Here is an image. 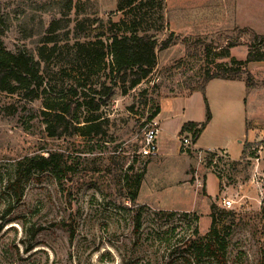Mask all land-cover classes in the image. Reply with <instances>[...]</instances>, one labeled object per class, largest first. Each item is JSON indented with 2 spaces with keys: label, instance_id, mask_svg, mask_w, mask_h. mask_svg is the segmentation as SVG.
I'll use <instances>...</instances> for the list:
<instances>
[{
  "label": "rangeland",
  "instance_id": "obj_1",
  "mask_svg": "<svg viewBox=\"0 0 264 264\" xmlns=\"http://www.w3.org/2000/svg\"><path fill=\"white\" fill-rule=\"evenodd\" d=\"M1 1L15 22L4 37L7 49L37 52L43 27L60 8L46 12L33 9L39 0ZM74 1H81L80 18H126L118 0ZM245 28L264 32V0H167L157 39L175 34L176 44L158 49L150 79L117 96L105 140L52 138L44 100L0 92V264H264V150L257 177L249 159L264 138V62L251 65L255 91L245 81L210 85L213 120L197 140L198 151L182 150L183 136L190 135L180 127L184 119H207L201 92L178 97L207 73L247 57ZM233 43L232 56L224 57ZM164 103L159 155L144 157L149 116ZM208 149L241 156L217 166L219 174ZM51 153L60 155L48 170L27 161ZM223 196L236 201L233 214L224 212ZM213 202L221 215L217 229L228 243L217 256L204 249L217 239L208 236Z\"/></svg>",
  "mask_w": 264,
  "mask_h": 264
},
{
  "label": "trees",
  "instance_id": "obj_2",
  "mask_svg": "<svg viewBox=\"0 0 264 264\" xmlns=\"http://www.w3.org/2000/svg\"><path fill=\"white\" fill-rule=\"evenodd\" d=\"M39 1L34 3L33 9L47 12L56 7L60 10L53 14L46 29L43 27L36 52L19 46L15 50L7 49L4 37L15 22L10 12L4 11V3L0 0V92L20 94L27 100H44L42 116L46 132L52 138L82 135L105 140L111 121L109 110L117 96L130 94L150 79L158 64V49L165 50L176 44L175 34L161 42L157 39V34L164 30L167 0H118V11L126 15L120 22L85 15L80 18L81 1ZM73 10L79 14L76 20L71 16L63 18ZM59 14L63 17L57 16ZM243 32H247L251 40L246 59L233 58L232 64L207 73L187 96L201 92L208 106L207 87L214 79L245 81L249 89L256 87L248 65L264 61V35L248 28ZM236 46L238 43L228 44L224 57L230 58L231 49ZM160 111V106H157L149 116V122ZM211 118L208 106L207 119L186 122L182 134H191L197 142ZM59 155H38L29 157L27 161L30 166L48 170L55 166ZM213 156L214 153L209 152V158ZM138 183H141L140 179ZM21 196L19 192V199ZM137 197L138 190L131 192L134 204ZM211 205L212 226L208 236L216 235L217 239L207 242L204 249L211 256H217L226 251L228 243L217 229L221 215L216 212L215 203Z\"/></svg>",
  "mask_w": 264,
  "mask_h": 264
},
{
  "label": "built area",
  "instance_id": "obj_3",
  "mask_svg": "<svg viewBox=\"0 0 264 264\" xmlns=\"http://www.w3.org/2000/svg\"><path fill=\"white\" fill-rule=\"evenodd\" d=\"M53 1H61V0H53ZM161 131L160 123L157 120H152L145 132H144V138H143V146L141 147L140 154L144 157H150L158 154L159 146H158V136ZM190 136H183L182 139V150L187 152L193 149L194 146V140L192 138V135ZM259 146L257 148L253 147V150L257 151L255 156H252L249 158L253 164H254V177H257L260 170V161L262 159V153L264 150V138L260 140ZM215 155L211 158V163L218 170L217 173H221V169H217V166H220V164L223 165H229V159L230 157L228 154L224 151H217L213 152ZM236 201L228 196H223L221 199V205L223 208L231 210L235 208Z\"/></svg>",
  "mask_w": 264,
  "mask_h": 264
},
{
  "label": "crops",
  "instance_id": "obj_4",
  "mask_svg": "<svg viewBox=\"0 0 264 264\" xmlns=\"http://www.w3.org/2000/svg\"><path fill=\"white\" fill-rule=\"evenodd\" d=\"M252 30H254L255 32H257L258 34H263V33H264V32H260V31H258V30H255L254 28H253ZM263 35H264V34H263ZM245 59H246V58H245ZM260 62H264V61H260ZM253 63H256V62H251V63H249V65H248V69H249V70H251V65H252ZM251 71H252V73L254 74V71H253V70H251ZM216 80H222V81H227V82H231V83H234V82H240V81H231V80H224V79H214V80H212V81L208 84L207 92H206L207 96H208V91H209V87H210V85H211L214 81H216ZM256 89H257V87L253 88L252 90L255 91ZM250 92H251V91H250ZM196 93H198V92H195V93L192 94L191 96L178 97V98H183V99L187 100V99H189L190 97L194 96ZM178 98H176V99H178ZM167 103L172 105V102H167ZM164 105H165V103L162 105V107H161V111H160V113H159V115H158V117H157V120L159 121L160 125L162 124V116H163V113H164V107H165ZM184 114H185V112H184ZM212 120H213V119H212ZM212 120H211V122L209 123L207 129H209V127L211 126ZM189 121H192V122H203L204 119H189V120H188V119H184V121L180 123V127H181V126L183 127V125H184L186 122H189ZM161 129H162V127H161ZM207 129H206V130H207ZM206 130H205V131H206ZM250 133H251V136H252L253 133H254V131L251 130ZM241 142L243 143V141H241ZM197 144H198V141H197V142H194V146H193V150H194V151H198V150H197ZM161 145H162V142H161V144H160V148H161ZM242 150H243V149H242ZM225 151H226V150H225ZM202 152H204V151L199 150L198 153H202ZM205 152H214V151H211V150L208 149V150L205 151ZM226 153L228 154V156H229L232 160H238V159L240 158V156H241V155H240L239 157H236V156L232 155L231 152H229V151H226ZM158 155H159V153L157 154V156H158Z\"/></svg>",
  "mask_w": 264,
  "mask_h": 264
}]
</instances>
